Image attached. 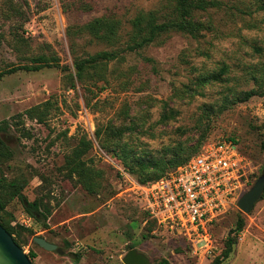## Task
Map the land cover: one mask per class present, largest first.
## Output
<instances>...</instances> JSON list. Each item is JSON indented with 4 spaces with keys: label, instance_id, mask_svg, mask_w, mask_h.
Here are the masks:
<instances>
[{
    "label": "rangeland",
    "instance_id": "rangeland-1",
    "mask_svg": "<svg viewBox=\"0 0 264 264\" xmlns=\"http://www.w3.org/2000/svg\"><path fill=\"white\" fill-rule=\"evenodd\" d=\"M217 1L221 7L197 14L214 22L204 37L172 32L161 43L124 52L125 61L109 63L106 82L75 79L71 88L69 75L59 67L16 69L45 54L75 75L76 58L112 48L76 35L74 27L115 16L123 22L125 42L135 16L153 11L166 18L173 13L171 0H0V128H5L0 137L12 152L1 164L0 177L19 180L28 199L41 201L49 210L48 219L37 222L16 198L1 216L22 233L16 237L27 255L36 254L33 264H124L131 249L152 264H215L240 218L245 226L222 264H264V194L248 214L238 206L264 176V89L247 101L226 100L229 86L237 91L258 88L250 75L264 63V9L254 0ZM83 2L89 3L87 9ZM222 64L230 66V82L208 84L202 93L189 94L199 74L219 70ZM11 69L16 71L5 73ZM165 102L176 115L162 123ZM200 119L209 127L199 144ZM131 122L139 124L138 136L154 154L182 140L200 145V150L208 142L237 140L253 174L212 227L210 254L202 255L185 237L153 223L143 205L145 185L101 147L99 127ZM83 141L92 144L85 160L101 184L97 194L85 190L66 167L67 156ZM36 236L64 253L45 250L34 242Z\"/></svg>",
    "mask_w": 264,
    "mask_h": 264
},
{
    "label": "trees",
    "instance_id": "trees-1",
    "mask_svg": "<svg viewBox=\"0 0 264 264\" xmlns=\"http://www.w3.org/2000/svg\"><path fill=\"white\" fill-rule=\"evenodd\" d=\"M254 1L259 10L264 9V0ZM171 3L173 4V13L166 18H161L153 11L140 12L135 16L130 21V31L128 32V39L125 42L122 36L124 29L123 22L115 16L97 17L83 25L74 27L76 35L90 36L94 42L103 43L112 48L111 51H101L96 54H89L85 58H76L74 62L75 75L72 73L70 67L61 66L58 58L48 57L45 54L33 58V64L20 66L16 70L38 71L47 67H59L69 75L71 88H75V79L83 82L85 79L91 78L96 81L106 82L108 64L125 61L126 56L123 54L124 52H135L152 44L161 43L162 37L172 32L188 34L194 38L204 37L206 32L213 30L214 22L210 16L207 20H203L197 14L200 12L209 13L210 9L222 6V3L217 0H171ZM81 7L87 9L89 3L83 2ZM16 70H7L5 73H11ZM229 73L230 66L222 64L219 70L199 74L195 79V86L190 88L189 94L202 93V87L208 84L230 82ZM257 73L253 72L250 76L255 80L258 88H252L249 91H237L229 86L226 100L228 102H243L260 93V90L264 89V63ZM2 76L0 75V79ZM169 107V104L165 102V113L161 118L162 123H166L171 117L176 115L174 110H167ZM34 111L35 109L30 110L28 113H33ZM197 127L200 133L197 142L200 144L206 139V131L209 124L200 119L198 120ZM3 129L5 128H0V131ZM182 131V135L186 133L185 129H182ZM139 132V124L136 122L119 126L108 124L106 127L98 128L96 137L100 140V145L104 151L118 158L130 173L136 175L139 182L144 185H149L167 176L169 172L176 171L200 152V145L189 146L188 139L178 142L170 149L154 154L148 147L144 146L138 136ZM227 140H233L237 143V140L234 138H227ZM91 149V142H81L67 156L66 167L72 175L77 177L78 182L85 190L89 191V193L97 194L101 184L97 179L96 171L85 160V156ZM11 153L10 148L0 137V171L2 162L9 158ZM23 189L24 185L19 180L8 181L6 178L0 177V224L13 236L15 242L20 247L23 246L16 236H21L22 233L9 222H5L1 216L2 212L6 209V205L17 198L22 203L26 214L37 222L47 220L49 214V210L41 201L29 200L23 193ZM151 221L156 224L155 221ZM244 226L245 222L243 218H240L236 229L229 233L222 256L215 259V264H222L224 260L230 257L237 243V236L243 231ZM22 229L30 232L32 236L34 235L29 228ZM234 233L236 235H233ZM28 256L31 259L35 258L36 254L31 252ZM77 258L79 259L80 255ZM159 264L170 263L167 260H162Z\"/></svg>",
    "mask_w": 264,
    "mask_h": 264
},
{
    "label": "built area",
    "instance_id": "built-area-1",
    "mask_svg": "<svg viewBox=\"0 0 264 264\" xmlns=\"http://www.w3.org/2000/svg\"><path fill=\"white\" fill-rule=\"evenodd\" d=\"M252 174L233 140L208 142L176 171L143 186L144 209L158 227L185 237L205 256L214 247L212 227Z\"/></svg>",
    "mask_w": 264,
    "mask_h": 264
},
{
    "label": "water",
    "instance_id": "water-1",
    "mask_svg": "<svg viewBox=\"0 0 264 264\" xmlns=\"http://www.w3.org/2000/svg\"><path fill=\"white\" fill-rule=\"evenodd\" d=\"M264 194V176L257 181L254 187L246 192L239 200V208L246 214L250 213L256 203ZM39 246L47 251H57L63 254L64 251L56 244L47 241L44 237L36 236L34 238ZM124 264H152L148 257L136 249L128 251L123 259ZM0 264H33L24 249L14 240L13 236L0 224Z\"/></svg>",
    "mask_w": 264,
    "mask_h": 264
}]
</instances>
